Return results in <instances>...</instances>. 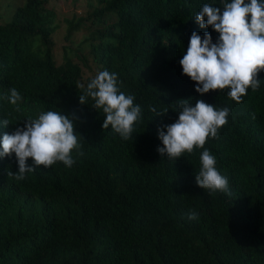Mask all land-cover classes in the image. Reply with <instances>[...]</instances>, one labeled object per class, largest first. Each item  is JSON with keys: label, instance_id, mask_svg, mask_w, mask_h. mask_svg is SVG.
<instances>
[{"label": "trees", "instance_id": "1", "mask_svg": "<svg viewBox=\"0 0 264 264\" xmlns=\"http://www.w3.org/2000/svg\"><path fill=\"white\" fill-rule=\"evenodd\" d=\"M223 2L86 0L64 21V42L82 36L60 63L49 0H25L0 24V121L9 120L0 123V140L42 112L61 111L77 117L84 152L73 151L70 168L40 166L22 181L8 176L19 170L15 155L0 158V264H264V72L259 89L236 103L228 89L200 96L179 64L193 31L218 39L195 16L205 3ZM89 64L95 72L84 75ZM105 70L142 109L128 140L102 127L91 98L79 103ZM12 88L22 97L17 105L8 100ZM182 99L228 107V123L204 148L168 160L157 151V130L178 119ZM204 149L229 192L196 185Z\"/></svg>", "mask_w": 264, "mask_h": 264}, {"label": "clouds", "instance_id": "2", "mask_svg": "<svg viewBox=\"0 0 264 264\" xmlns=\"http://www.w3.org/2000/svg\"><path fill=\"white\" fill-rule=\"evenodd\" d=\"M195 20L201 29L211 28L218 33V39L213 42L210 33L205 32L201 37L193 31L187 51L179 61L182 74L195 83V91L200 96L228 89L229 99L241 103L249 88L259 89V74L264 72V0H224L222 7L205 3ZM88 98L94 101L92 108L102 109L104 129L111 126L122 139L131 138L142 109L134 104V96L120 91L115 73L106 70L97 73L79 95L80 105H86ZM21 99L15 88L10 89V104L17 105ZM190 101L179 100L178 119L158 128V139L163 146L157 151L161 157L177 161L184 153L191 154L194 148H204L207 139H218V130L228 123V107L217 109L202 99L195 100L193 106ZM76 119L74 114L49 110L40 113L38 118L26 120L23 127H16L11 134L5 133L0 140V158L14 154L19 169L16 173L8 172V176L22 181L26 173L57 162L72 167L73 151L78 156L84 155L79 143L82 137L74 133ZM0 123L6 127L9 120ZM29 158L33 161L31 166L27 163ZM199 159L201 166L195 174L196 185L209 192H229L227 177L216 167L217 158L204 149ZM188 219L198 220V214L190 211Z\"/></svg>", "mask_w": 264, "mask_h": 264}, {"label": "rangeland", "instance_id": "3", "mask_svg": "<svg viewBox=\"0 0 264 264\" xmlns=\"http://www.w3.org/2000/svg\"><path fill=\"white\" fill-rule=\"evenodd\" d=\"M25 0H0V24H3L9 20V16L16 6L22 5ZM50 7L54 10L57 17L58 29L53 34V41L55 48L53 50V56L57 63H60L62 54L66 55L79 45L82 34H76L72 39V42H64L63 34L65 29L64 21L69 19L72 14H78L84 6L86 0H49ZM65 46V54L62 52L61 47ZM86 51L81 52L85 54ZM85 74H93L95 69L93 65L89 64L88 69H83Z\"/></svg>", "mask_w": 264, "mask_h": 264}]
</instances>
